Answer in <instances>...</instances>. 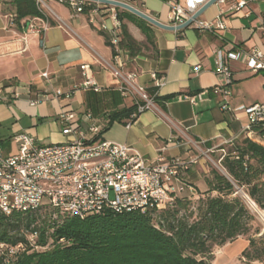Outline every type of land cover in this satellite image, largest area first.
<instances>
[{
    "label": "crops",
    "instance_id": "crops-1",
    "mask_svg": "<svg viewBox=\"0 0 264 264\" xmlns=\"http://www.w3.org/2000/svg\"><path fill=\"white\" fill-rule=\"evenodd\" d=\"M4 1L12 0H0V145L5 155L17 153L13 138L22 133L34 137L40 145L66 142L68 137L62 134L59 119L63 112L77 116L89 112L92 123L103 129L109 113L132 106L131 100L117 91L118 83L110 69L113 50L100 35L102 32L111 42L119 33V29H102L103 24L108 28L113 25L110 11L100 6L96 12L88 10L74 15L57 4L62 16L51 11L53 15H47L49 26L37 34L29 29L32 18L18 20L15 8ZM168 1L130 0L129 4L169 25ZM232 4V0L215 3L200 16L202 20H214L221 14L225 29L219 33L192 27L170 32L152 26L156 57L141 54L125 68L137 74V85L147 92L155 88L161 104L156 103L154 110L139 114L129 127L128 121L114 122L102 134V139L126 145L148 160L198 158L184 180L199 194L207 191L203 177L208 175L201 156L221 151L246 124L245 118L234 119L223 112L221 97L212 92L214 87L224 85L215 72L216 53L253 48L264 52V0H247L246 8L239 12L230 10ZM4 6L11 10L6 11ZM120 24L126 25L136 41H145L133 23L125 19ZM84 66L89 67L87 74L100 88L99 92L82 87L86 79ZM229 66L232 72L229 89L246 73L264 76V72L252 73L237 62H230ZM44 73L47 79L42 77ZM154 75L162 79L159 85L154 82ZM56 91L62 95L56 97ZM197 94H201L202 101L192 106L188 97ZM233 98L231 92L230 108L244 105ZM233 247H237L235 255L227 257L226 252ZM245 248V242L239 239L218 247L210 264H240L239 257Z\"/></svg>",
    "mask_w": 264,
    "mask_h": 264
},
{
    "label": "built area",
    "instance_id": "built-area-1",
    "mask_svg": "<svg viewBox=\"0 0 264 264\" xmlns=\"http://www.w3.org/2000/svg\"><path fill=\"white\" fill-rule=\"evenodd\" d=\"M35 1L37 6L39 3L46 6L42 0ZM50 1L65 6L74 15L82 14L85 8L96 12L101 6L112 13L113 22L111 28L103 24L102 29L112 31L120 28L116 9L112 7L106 8L104 5L82 0ZM112 1L130 5V0ZM209 1L169 0V25L176 27L191 20ZM226 1L217 0L216 4H224ZM232 1L231 11L239 12L247 6V0ZM48 26L47 15L42 12L40 18H32L29 29L39 34ZM190 27L219 33L225 29V24L219 14L214 20H202L198 17L192 20ZM110 43L113 50L110 69L113 79L118 83L117 91L136 106L137 116L154 110L156 93L149 95L145 88L137 85V74L126 70L130 54L120 48L117 37ZM230 62L240 63L252 73L264 72V52L256 48L249 51H218L215 72L224 80V85L212 90L213 94L221 97L220 109L223 112L230 113L234 119L240 116L246 119L239 134L226 144L241 136L264 147V102L241 105L234 109L229 107V85L232 78ZM199 68L198 66L195 71ZM88 69V66L83 67L86 79L82 87L99 92L100 88L87 74ZM42 77L47 79L48 75L44 73ZM153 80L156 85L162 81L155 75ZM61 95L60 91L55 92L56 97ZM188 100L192 106H196L202 101V96L197 94L188 97ZM59 119L63 124L62 134L68 137L64 143L40 145L34 137L22 133L13 138L16 154L5 155L0 145V212L3 214L9 215L14 211L33 212L43 206L54 210L55 217L72 216L80 219L105 211L114 214H145L155 209L173 207L175 200L182 195L188 194V199L194 196V189L185 183L184 177L198 158L184 160L159 157L148 160L126 145L102 139V128L92 123L93 117L89 112L80 116L73 112H63ZM134 120L135 115L126 126L129 127ZM33 239V234L28 237L30 243L34 242ZM5 249L6 246L0 244V255ZM20 250L21 245L8 249L10 255Z\"/></svg>",
    "mask_w": 264,
    "mask_h": 264
},
{
    "label": "trees",
    "instance_id": "trees-1",
    "mask_svg": "<svg viewBox=\"0 0 264 264\" xmlns=\"http://www.w3.org/2000/svg\"><path fill=\"white\" fill-rule=\"evenodd\" d=\"M4 3L15 8L18 20L42 16L35 0ZM116 15L120 22L127 19L137 25L145 38L142 43L136 41L126 25L120 24L118 45L129 52L130 60L141 54L155 58L152 26L120 9ZM100 35L112 47L102 32ZM155 92L153 88L148 94ZM155 101L161 104L157 97ZM133 115L136 119L133 104L109 113L102 133L114 122L129 121ZM221 165L226 175L212 170L204 176L207 191L200 193L197 202L177 198L173 207L145 214L105 211L84 219L58 215L52 219L55 211L48 206L28 213L0 212V244L6 246L0 264H210L214 247L239 237H248L240 263L264 264L263 227L245 200L264 212V147L248 139L236 140L229 143ZM240 189L244 198L238 194ZM41 211L47 218H42ZM32 234L34 242L30 243ZM19 245L22 250L10 255L8 249Z\"/></svg>",
    "mask_w": 264,
    "mask_h": 264
},
{
    "label": "rangeland",
    "instance_id": "rangeland-1",
    "mask_svg": "<svg viewBox=\"0 0 264 264\" xmlns=\"http://www.w3.org/2000/svg\"><path fill=\"white\" fill-rule=\"evenodd\" d=\"M43 3L46 6H42L41 3H39V8L40 10L46 14V15H50L52 16L53 13L56 14L57 16H62V13L59 10V6L57 5V3L50 1V0H42ZM4 9H6V11H10L11 8L9 6H4ZM53 13H52V12ZM128 21V20H127ZM135 25V24H133ZM137 26V25H135ZM264 76H255L253 77V75L251 73H246L245 75L242 76L241 81L239 82H235L232 83L230 91L233 94V99H235V101L239 102V103H243L246 106H249L253 103H263L264 102V80H263ZM243 139V137H238L236 139H234V141L236 140H241ZM233 141V142H234ZM223 151H218L216 153H208L205 155H202L201 157L205 160L206 165L208 167V174H210V172L212 170H216L217 172H219L220 174L226 175L224 169L222 168L221 165V160L222 158L226 155L227 150L229 149V143L228 144H224L223 146ZM238 194L239 196H241L242 198H244L243 194H242V190H238ZM200 194L194 193V196L189 197V200H192L193 203L197 202V198ZM187 195H182L180 198H187ZM188 199V198H187ZM248 206L250 207V209L252 210V212L255 213L256 217H257V221L258 223L263 227V233H264V212L259 211L257 208L253 207L249 201L247 199H245ZM41 216L42 218H47L46 215H43V212L41 211ZM52 219L55 218V216H51ZM240 240V242H245L246 247L248 246V237H239L238 238ZM237 239V240H238ZM217 247L213 248V251L216 250ZM236 249L237 247H233L231 249H229L226 254L227 257H233L236 253ZM223 256L219 257V260L222 259ZM231 259V258H230ZM211 263V262H210ZM241 264V263H240ZM250 264H260V263H250Z\"/></svg>",
    "mask_w": 264,
    "mask_h": 264
},
{
    "label": "water",
    "instance_id": "water-1",
    "mask_svg": "<svg viewBox=\"0 0 264 264\" xmlns=\"http://www.w3.org/2000/svg\"><path fill=\"white\" fill-rule=\"evenodd\" d=\"M82 1H89V2H93V3H98L101 5H104V7H106V8L112 7L114 9L124 10V11L136 16L137 18L145 21L146 23L150 24L153 27H156V28H159V29L165 30V31H170V32L180 31V30H184V29L189 28L191 23H192V20L200 17L209 7H211L212 5H214L217 2V0H210L205 6H203L198 12H196V14L192 17L191 20L185 22L182 25L174 27V26L162 24V23L158 22L157 20L153 19L152 17L148 16L147 14L137 10L136 8L130 6L126 3H122V2H118V1H112V0H82ZM103 9H105V8H103ZM247 200H248V198H247ZM251 205L253 207H255V205L253 203H251Z\"/></svg>",
    "mask_w": 264,
    "mask_h": 264
}]
</instances>
